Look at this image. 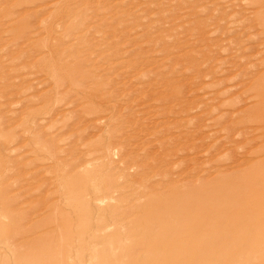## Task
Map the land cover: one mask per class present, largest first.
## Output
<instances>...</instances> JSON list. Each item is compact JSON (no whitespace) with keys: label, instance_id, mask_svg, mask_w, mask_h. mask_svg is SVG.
Listing matches in <instances>:
<instances>
[{"label":"rangeland","instance_id":"1","mask_svg":"<svg viewBox=\"0 0 264 264\" xmlns=\"http://www.w3.org/2000/svg\"><path fill=\"white\" fill-rule=\"evenodd\" d=\"M260 169L264 0H0V264H264L186 219Z\"/></svg>","mask_w":264,"mask_h":264},{"label":"bare ground","instance_id":"2","mask_svg":"<svg viewBox=\"0 0 264 264\" xmlns=\"http://www.w3.org/2000/svg\"><path fill=\"white\" fill-rule=\"evenodd\" d=\"M262 165H263V163H262ZM262 174H264V169H263V171L260 169L259 171L255 172V174H252V175L262 176ZM222 176L223 175L219 174L218 177L210 180V182L208 184L211 183L213 185V187L208 188V186H210V185H207L204 183L205 185L204 184H202V185H204L205 188H201V186H200V189H201V190L199 189L200 191L193 192L196 194H194V196L192 195L191 199L193 200V198H195L196 200H194L192 202H188V205L186 206V219L188 217H191V219L193 218V220H191L192 225L190 226V228L187 229L188 230L187 233L189 231H193V232H195V234L198 237L202 236V237L206 238L207 235H209L212 232V233L216 234L217 237L222 235L221 236L222 238L229 239L228 238L229 237L228 236V230H230L231 228H234V227L236 228V226H239V227L245 226L246 227V224L250 221L251 218H253L254 221H256V222L264 223V213H262L263 209L261 211L260 206L256 205L255 207H257L258 209L253 211V205L254 204H252V203H254V200L258 201V198L260 196L264 197V186L262 188H259L255 185L250 186V185H245V184L240 183L239 185L235 184V185H232V187H226L228 185L227 184L228 182L225 179V177H222ZM246 194H247V196H245ZM245 197H247V198H245ZM248 200L251 201V204L246 205ZM230 202H232V203L228 204ZM245 205H246V207H245ZM260 212H261V214H260ZM244 213H245V215H243ZM241 215H243V216H241ZM224 216L235 217L234 222L232 225L230 224V227H229V224H227V225L222 224V222H221L222 220L219 223L215 224L214 222H209L210 218H208V219L206 218V217H217V219H218V217L221 218ZM210 221H212V220H210ZM213 224H215V225H213ZM247 228H252V227L247 226ZM175 229H176V227H175ZM175 229H174V231H175ZM149 230H150V228H149ZM153 231H151V233ZM151 233H149V234H151ZM257 234L258 233H255L253 236H256ZM182 235L185 238L186 237V231H183ZM202 237H201V240H202ZM164 247H165V245H164ZM206 248H207V246H206ZM165 250H168L167 254L170 256H174L177 253L183 255V259H180V260H174V259L171 260L170 259L168 264H191V262H192V260H191V262L188 260L189 263H186V240H182V241L178 242V244L177 243L176 244H170L169 246L166 247ZM223 252H224V250H221V251L218 250L215 254L217 257H219L220 255L224 254ZM210 262H208V263H210Z\"/></svg>","mask_w":264,"mask_h":264}]
</instances>
